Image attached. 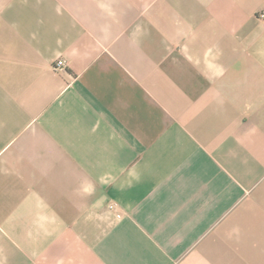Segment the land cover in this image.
<instances>
[{"label":"crops","instance_id":"crops-1","mask_svg":"<svg viewBox=\"0 0 264 264\" xmlns=\"http://www.w3.org/2000/svg\"><path fill=\"white\" fill-rule=\"evenodd\" d=\"M0 264H264V0H0Z\"/></svg>","mask_w":264,"mask_h":264},{"label":"built area","instance_id":"built-area-1","mask_svg":"<svg viewBox=\"0 0 264 264\" xmlns=\"http://www.w3.org/2000/svg\"><path fill=\"white\" fill-rule=\"evenodd\" d=\"M65 66H66V61L63 59H60L56 62V64L54 65V68L56 71H60V70H63Z\"/></svg>","mask_w":264,"mask_h":264}]
</instances>
